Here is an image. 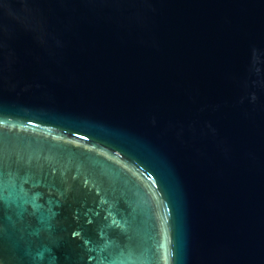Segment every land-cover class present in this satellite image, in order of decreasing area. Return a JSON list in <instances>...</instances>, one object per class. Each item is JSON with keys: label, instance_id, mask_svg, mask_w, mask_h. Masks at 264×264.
<instances>
[{"label": "water", "instance_id": "obj_1", "mask_svg": "<svg viewBox=\"0 0 264 264\" xmlns=\"http://www.w3.org/2000/svg\"><path fill=\"white\" fill-rule=\"evenodd\" d=\"M0 166L4 264H264V0H0Z\"/></svg>", "mask_w": 264, "mask_h": 264}, {"label": "snow or ice", "instance_id": "obj_2", "mask_svg": "<svg viewBox=\"0 0 264 264\" xmlns=\"http://www.w3.org/2000/svg\"><path fill=\"white\" fill-rule=\"evenodd\" d=\"M27 179L18 173L13 175L6 174L3 167L0 166V217H2L6 210H21L20 214L26 211L25 205L31 203L34 210H39L40 205L36 203V199L30 196L26 190L25 185ZM0 264H4L0 259Z\"/></svg>", "mask_w": 264, "mask_h": 264}]
</instances>
